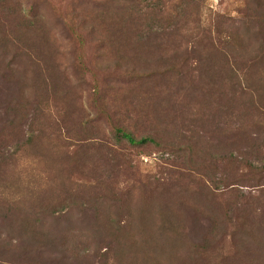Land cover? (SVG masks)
<instances>
[{
  "label": "rangeland",
  "instance_id": "rangeland-1",
  "mask_svg": "<svg viewBox=\"0 0 264 264\" xmlns=\"http://www.w3.org/2000/svg\"><path fill=\"white\" fill-rule=\"evenodd\" d=\"M154 1L137 20L144 41L168 25L184 26L172 18L177 0H158L157 6ZM199 1L200 13L211 16L238 17L241 9L237 0ZM15 2L0 0V264H122V250L153 241L139 233L147 227L145 218L154 214L147 225L157 230L156 212L172 202L181 215L177 226L185 230L183 243L202 252H169L159 264H264V113H252L245 134L231 136L230 94L222 85L223 95L217 97L215 85L213 100H204L207 121L195 129L197 135L184 132V140L171 147L118 141L114 123L129 117L124 125L135 136L147 126L140 125L138 114L122 110V91L134 89L124 74L131 68L165 67H125L122 57H130V50L119 52L107 42L94 12L96 0ZM16 18L45 33L27 35L34 45L28 59L12 41ZM132 27L130 18L123 28ZM130 97H136L135 90ZM97 99L116 101L119 112L111 118L96 113L91 104ZM180 99L187 119L200 98ZM217 99L223 104L221 118ZM154 113L151 108L149 118ZM219 155L223 165L215 162ZM230 155L238 162L230 165ZM97 181L103 192L94 189ZM103 193L114 206L93 210L90 201ZM60 206L68 208L58 211ZM119 207L130 219L116 216ZM46 240L53 241L54 253L43 247Z\"/></svg>",
  "mask_w": 264,
  "mask_h": 264
},
{
  "label": "trees",
  "instance_id": "trees-1",
  "mask_svg": "<svg viewBox=\"0 0 264 264\" xmlns=\"http://www.w3.org/2000/svg\"><path fill=\"white\" fill-rule=\"evenodd\" d=\"M152 1L96 0L97 9L94 12L98 17L100 31L104 32L107 42L111 43L110 45H115V49L119 52L120 49L130 50V57H122L125 59V67H165L160 70L131 68L124 74V79L129 81L134 89L128 92L125 87V91H122L126 99L125 103L120 102L122 110L125 115L132 112L138 114L140 125L147 126L135 136L124 125L129 120V117H126L127 121L114 123L113 135L118 141L123 140L128 145L138 147L161 146L162 144L171 147L179 144L184 140V132L191 131L193 135H197L195 129L201 128V123L207 121V118L202 114L204 113L203 109H207L204 100L208 96L213 100L211 89L215 85L220 91L217 97L223 95L222 85L230 94V112L227 117L230 119V132H233L231 136L237 137L240 134H245L247 122L251 124L252 117H258V115L263 117L264 113V0H237L241 5L238 17H225L219 12H214L212 16L201 14L198 6L199 0H177L172 18L182 20L185 27L182 25L183 27L175 26L168 29L171 27L168 25L158 32H152L148 41H144L142 39V23H140V27L136 28L137 20L141 18L139 17L141 13L144 10L146 12L147 8L152 5ZM154 4L157 6L158 0H155ZM157 13L160 14V12ZM21 17L25 18L23 15ZM22 18L13 20L16 25L11 28L12 31H9L13 32L12 35L16 33L20 36V38L17 35L12 36V41L20 43L19 49L28 59L31 50H34L33 43L29 42L33 41L31 35L43 33V28L35 30L29 20ZM130 18L133 29L128 31L123 28V25L128 19L130 21ZM223 27L224 30L227 29L225 31L227 34L222 31ZM28 34L31 35L27 37ZM182 39L183 41H180ZM138 40H143V45L136 44ZM22 42L23 45H21ZM178 67H189L193 74ZM133 90H135L136 97L128 99V95L133 93ZM147 94L150 95L151 102L146 99ZM180 96L184 99L186 96L200 98V101L195 100V102L197 101L195 112L189 113L187 119L179 110L182 101ZM219 101L222 100L217 99L215 103L218 110L217 116L221 118L223 104ZM91 106L96 113L107 118H111V115L115 116L119 112L116 101L97 99ZM151 108H155V113L149 118L148 112ZM182 108L189 109L188 106H182ZM254 112L256 115L251 117L250 115ZM135 125H138V122ZM169 125H174L175 129H171ZM173 140H176L177 143H173ZM222 158V155H219L218 159L215 158L217 165H223ZM229 159L230 165L235 164L233 162H238L237 158L231 155ZM244 168L247 171L251 170L247 164ZM100 183L99 181L95 183L96 191H102ZM231 185H236V181ZM198 195L203 200L202 196L204 195L201 193ZM90 202L93 210H98V212L103 209L107 210L105 205L110 209L115 204L113 200L105 198L104 193ZM180 202L182 201H178L179 206L183 204ZM175 204L172 202L169 206H164L165 211L156 212L157 230L149 229L147 225L154 222L155 215L153 214L149 220L145 218L143 222L147 227L141 229L139 233L147 235L153 241L145 242L140 248L131 244L129 250H122L120 252L122 264L124 262L127 264H159L160 256L169 252L179 254L185 251L186 253H195L193 256L200 255L202 252L200 248L187 247L183 243L185 230L177 226L182 220L180 219L181 215H176L172 210ZM66 208L68 207L60 206L58 211ZM46 212L49 216L56 213L55 211ZM98 214L93 215L96 223H99L100 219ZM116 216L119 219L122 216H125L126 220L130 219L129 214H123L122 207L118 208ZM3 218H6L5 215ZM34 220L39 219L35 218ZM31 233L32 237L34 233ZM38 235L45 237L46 233L40 231ZM45 238L49 239L47 235ZM179 240L180 243L176 245L174 242ZM36 245L40 244L37 242ZM43 247H49L51 253H54L53 248H56L52 240H46Z\"/></svg>",
  "mask_w": 264,
  "mask_h": 264
}]
</instances>
